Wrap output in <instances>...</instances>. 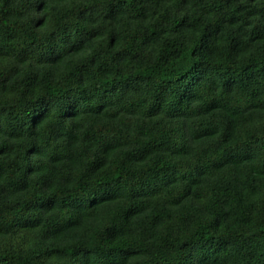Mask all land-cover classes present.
Listing matches in <instances>:
<instances>
[{
  "label": "trees",
  "instance_id": "1",
  "mask_svg": "<svg viewBox=\"0 0 264 264\" xmlns=\"http://www.w3.org/2000/svg\"><path fill=\"white\" fill-rule=\"evenodd\" d=\"M0 264H264V0H0Z\"/></svg>",
  "mask_w": 264,
  "mask_h": 264
}]
</instances>
